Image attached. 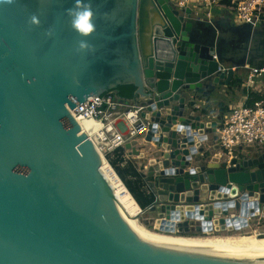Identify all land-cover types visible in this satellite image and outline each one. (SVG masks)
<instances>
[{
    "label": "water",
    "instance_id": "1",
    "mask_svg": "<svg viewBox=\"0 0 264 264\" xmlns=\"http://www.w3.org/2000/svg\"><path fill=\"white\" fill-rule=\"evenodd\" d=\"M73 6L0 0V264H264V253L137 232L101 170V152L70 112L133 85L131 100L149 122L142 137L157 149L142 173L154 196V230L232 233L264 204V149L231 160L212 154L217 121L199 103L233 77L224 65L236 48L170 0H91L95 29L87 36L72 28ZM246 51L254 56L247 63L261 66L264 52Z\"/></svg>",
    "mask_w": 264,
    "mask_h": 264
},
{
    "label": "built area",
    "instance_id": "2",
    "mask_svg": "<svg viewBox=\"0 0 264 264\" xmlns=\"http://www.w3.org/2000/svg\"><path fill=\"white\" fill-rule=\"evenodd\" d=\"M170 1L179 10L190 7L192 13L197 16L200 15L201 9H204L207 18L212 17V9L219 3V0ZM228 7L237 24H251L254 27L264 17V0H230ZM214 58L217 59V56L214 55ZM263 72L264 66H251L246 83L249 86L255 85L256 77ZM142 111V105L120 101L112 91L94 95L70 109L75 118L82 117L95 123L93 130L87 135L101 152L103 159L108 162L109 156L118 148H126L127 142L132 143L145 135L149 122L142 117ZM215 133L219 152L228 160L241 157L243 146L264 149V90L260 98L252 104L233 106L226 116L217 122ZM126 150L130 153L129 149ZM124 159H129L127 153ZM125 160L121 161L120 165H124ZM143 210L145 209L141 211ZM257 216L264 217V204L258 209L257 214L249 216L248 225L250 220Z\"/></svg>",
    "mask_w": 264,
    "mask_h": 264
},
{
    "label": "crops",
    "instance_id": "3",
    "mask_svg": "<svg viewBox=\"0 0 264 264\" xmlns=\"http://www.w3.org/2000/svg\"><path fill=\"white\" fill-rule=\"evenodd\" d=\"M230 0H219L212 9V17L207 18L205 10L201 9L199 18L203 23L210 21L212 25L218 30V34H222L224 38L228 39V43L236 49L229 51V59L231 63L225 64V66H231L235 69L233 77L230 81L224 85H215L212 87L211 92H205L202 96V102L199 103L204 113L207 114V119L220 121L230 111L233 106L241 105L243 103L252 104L254 101L260 98L261 92L264 90V72L256 77L255 85L249 86L246 83V78L250 71L251 63H247V60L254 59V56L247 55L246 48L253 54L257 55L260 51L264 52V17L263 20L257 25L251 24H237L233 20V15L228 7ZM197 16V15H196ZM212 26V27H213ZM232 47V48H233ZM238 62H244V64H238ZM261 66H264L262 61ZM130 103H134L132 100ZM210 141V151L212 154L220 151L217 140H213L214 135L208 134ZM132 144L137 149L143 152L144 156L131 155L127 150V156L135 164L136 169L145 174L148 168V160L153 153L157 151L154 143L146 142L143 137L135 139ZM121 165L120 167H122ZM125 176L128 180L133 181V177L127 172ZM145 191L142 192L144 202L146 201V195H152V190L148 186L146 177H142ZM138 190V189H137ZM141 192V189L138 190ZM154 197V196H153ZM151 207L147 206L145 211Z\"/></svg>",
    "mask_w": 264,
    "mask_h": 264
},
{
    "label": "bare ground",
    "instance_id": "4",
    "mask_svg": "<svg viewBox=\"0 0 264 264\" xmlns=\"http://www.w3.org/2000/svg\"><path fill=\"white\" fill-rule=\"evenodd\" d=\"M85 132H91L95 123L90 119L76 118ZM101 170L113 188L114 194L123 208L131 226L139 233L160 241L220 248L238 252L264 253V235L257 233H237L231 235L183 236L181 234H167L152 230L138 220L141 207L129 191L121 177L110 162L103 160ZM242 224V223H241ZM248 224L243 223L240 229ZM235 232V231H234Z\"/></svg>",
    "mask_w": 264,
    "mask_h": 264
},
{
    "label": "trees",
    "instance_id": "5",
    "mask_svg": "<svg viewBox=\"0 0 264 264\" xmlns=\"http://www.w3.org/2000/svg\"><path fill=\"white\" fill-rule=\"evenodd\" d=\"M135 87L133 85H122L118 88L112 90L113 94L118 98L131 100L134 97ZM127 150L124 147L118 148L114 154L109 156V161L112 166L117 171L118 175L121 177L129 191L132 193L138 204L142 209H145L147 206H150L154 202V197L152 195H146V201L144 202V196L142 192L145 191V184L142 179V173L136 169L135 164L131 161V159H124V155H126ZM125 160V164L121 168L120 162ZM129 173L131 177H133V181H130L126 178L125 173ZM141 189V192L138 190ZM154 230V226L152 227ZM193 235L203 234V233H192ZM264 235V234H263Z\"/></svg>",
    "mask_w": 264,
    "mask_h": 264
},
{
    "label": "clouds",
    "instance_id": "6",
    "mask_svg": "<svg viewBox=\"0 0 264 264\" xmlns=\"http://www.w3.org/2000/svg\"><path fill=\"white\" fill-rule=\"evenodd\" d=\"M5 3H14L15 0H4ZM71 18L72 28L75 29L82 36L90 35L95 29V13L91 6V0H74V6L66 9ZM33 24H39V18L36 15L30 17ZM51 35V30L48 32ZM80 49L88 47V42L81 40L78 42Z\"/></svg>",
    "mask_w": 264,
    "mask_h": 264
},
{
    "label": "rangeland",
    "instance_id": "7",
    "mask_svg": "<svg viewBox=\"0 0 264 264\" xmlns=\"http://www.w3.org/2000/svg\"><path fill=\"white\" fill-rule=\"evenodd\" d=\"M221 52H222V54L224 56V54L227 52L226 48L221 47ZM258 150H260V149L257 148V147L243 146V147H241V152L243 153L241 155V157L244 156V155H246V154H248V153H251L252 154V153H254V152L258 151ZM141 210H142V208H141ZM156 217H157V212L156 211H153L151 209H149L147 211H145V210L139 211V214H138V220L142 224H144L146 227H148L150 229H152V227L154 226ZM193 233H196V232H193ZM198 233H200V232H198ZM237 233H257L258 235H263L264 234V217H258V216L257 217H253L250 220L249 225L247 226V228L242 229L240 231L237 230V231L232 232V233H228V232H223V233L222 232H218L215 235H231V234H237Z\"/></svg>",
    "mask_w": 264,
    "mask_h": 264
}]
</instances>
